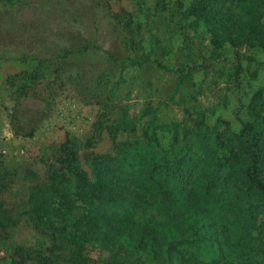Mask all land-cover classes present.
<instances>
[{
  "label": "trees",
  "instance_id": "trees-1",
  "mask_svg": "<svg viewBox=\"0 0 264 264\" xmlns=\"http://www.w3.org/2000/svg\"><path fill=\"white\" fill-rule=\"evenodd\" d=\"M114 1L0 0V62L29 65L10 79L13 94L26 97L52 78L49 90L72 87L85 103L110 107L131 94L123 70L153 64L179 76L177 92L192 98L202 66L195 38L209 36L211 59L228 48L264 52V0H178L179 21L165 0L153 13L148 0L119 13ZM177 35L185 61L165 65ZM248 70L240 60L227 83L240 86L246 72L255 79L258 71ZM191 98L176 105L177 120H164L161 103L132 117L122 106L109 125L102 113L92 138H67L44 174L22 177L0 161V264H264V86L238 130L223 119L211 125L212 109ZM104 132L113 148L98 154L93 144ZM22 224L45 243L12 245ZM93 246L108 255L94 258Z\"/></svg>",
  "mask_w": 264,
  "mask_h": 264
},
{
  "label": "rangeland",
  "instance_id": "rangeland-1",
  "mask_svg": "<svg viewBox=\"0 0 264 264\" xmlns=\"http://www.w3.org/2000/svg\"><path fill=\"white\" fill-rule=\"evenodd\" d=\"M157 1L159 0H148L151 13ZM165 1H168L170 8L176 7V21H179L182 18V10L177 5L178 0ZM112 5L116 13H119L122 8L130 12L135 9L132 0H116ZM137 21L144 23L141 18ZM199 37L201 39L195 38L191 43L195 48L197 57L195 61L197 65H202L194 70L190 84L192 98L185 96L183 88L181 92H177L179 76L164 72L153 64L134 68L129 66L124 69L122 81L125 82L122 88L125 93L131 91V94L126 96L127 98L124 96L113 102L110 107L85 103L83 97L72 87L59 91L51 86L49 90L47 84L52 78L46 80L34 91L26 93V97L18 98L13 94L9 81L27 71L29 65L0 62V161H3L10 170H17L22 177L27 170L44 174L46 165L67 138H74L81 144H85L92 138L99 116L102 113L107 115L104 119L109 125L112 120L122 115V106H129L127 113L132 117L140 115L142 109L148 104L161 103L164 120L170 121L182 119L180 108L176 105H190L187 104L188 99L191 98L192 101L198 99V106L205 110L212 109L207 113L208 122L211 125L217 123L218 119H223L228 121L233 129H240L242 123L248 118L247 105L251 96L259 87L264 86V52L259 49L234 51L228 48L219 55V59H211V52L208 49L209 36ZM147 43L144 39L140 44L146 48V45L150 46ZM185 44L186 40L182 37L177 35L173 38L172 52L170 56L165 57V65L179 67L180 63L185 61L182 57ZM249 57L257 58L260 65L248 59ZM240 60L247 71H249L248 68L251 71H258V75L253 79L249 72H246L244 79L242 78V84L239 83L240 86L230 85L225 75L232 71ZM212 65L217 68L215 74L212 69H208ZM116 73L110 72L109 75L116 79L120 74ZM224 94L227 98L226 103L222 100ZM161 135L166 142L165 137L168 138V134ZM122 139H125V135L118 140ZM93 145V150L98 154L109 152L113 148L107 132H104L101 139ZM44 243L43 234L33 231L26 224H22L13 231L12 245L42 246ZM0 247H2L1 244ZM88 250L94 258L108 255L96 246L89 247Z\"/></svg>",
  "mask_w": 264,
  "mask_h": 264
}]
</instances>
